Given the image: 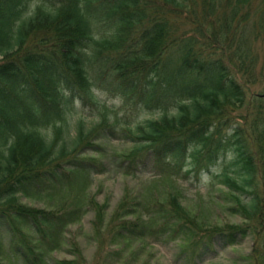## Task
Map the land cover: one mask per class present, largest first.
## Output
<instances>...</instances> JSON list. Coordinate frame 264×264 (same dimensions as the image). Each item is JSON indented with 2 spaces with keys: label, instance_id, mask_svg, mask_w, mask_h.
Instances as JSON below:
<instances>
[{
  "label": "trees",
  "instance_id": "16d2710c",
  "mask_svg": "<svg viewBox=\"0 0 264 264\" xmlns=\"http://www.w3.org/2000/svg\"><path fill=\"white\" fill-rule=\"evenodd\" d=\"M252 1L0 0V264L3 231L22 264H88L66 231L88 210L102 217L85 190L105 167L87 151L99 153L96 139L115 134L116 121L101 113L86 132L76 123L72 143L67 136L69 112L97 103L94 89L159 114L122 129L131 141L117 153L122 172L198 179L227 157L233 169L217 175L228 213L241 220L208 225L174 193H126L108 218L111 243L166 235L180 240L186 264H198L254 232L261 256L246 259L264 264V90L247 95L263 78L255 48L264 49V0L257 18ZM64 186L67 205L21 200H52ZM65 245L72 258L46 262Z\"/></svg>",
  "mask_w": 264,
  "mask_h": 264
},
{
  "label": "rangeland",
  "instance_id": "374dc122",
  "mask_svg": "<svg viewBox=\"0 0 264 264\" xmlns=\"http://www.w3.org/2000/svg\"><path fill=\"white\" fill-rule=\"evenodd\" d=\"M259 1H252V7L255 9L251 15L252 18H257ZM260 40L254 42V48L259 45ZM255 50L259 60L257 70L258 73L263 74V78L250 85L248 96L264 90V49L258 47ZM94 94L97 103L84 106L75 103L69 112L73 130L67 136V140L72 143L75 138V129H77L76 123L82 120L83 130L86 132L98 123L101 113L107 115L110 121H116L115 134L112 135L104 129L96 139L95 142L99 144L96 151L99 153L87 151L88 154L100 155L105 167L103 172L90 173L85 190L89 196L94 198L95 202L102 205V217L97 221L95 211L88 210L78 221L70 223L66 231L67 239L74 240L79 245L88 264H186L184 256L179 255L180 240L167 238L166 235L135 238L120 241L116 245L111 243V233H106L108 218L117 209L126 193L132 197L146 199L151 196L165 198L168 194L174 193L179 197L183 207L197 221H202L208 225H223L241 221L239 217L228 213V202L225 200L226 191L222 183L219 182L220 177L217 175L223 170L224 165L229 171L233 169V166L229 164L230 159L227 157L215 169L202 174L198 179L194 177L193 173H189L187 176L156 179L157 177L147 170L135 174L122 172L117 163V153L125 151L131 146L130 138L123 134L122 129L134 127L138 121L143 119H155L159 117V114L155 110L152 112H132L124 107L118 98H111L106 92L94 90ZM64 188L66 186L62 187V192L55 194L52 200L45 194L28 198L22 196L21 200L30 205L45 207L49 202L54 204L63 199L64 205H67L69 197H67L68 193ZM98 228L100 232H95ZM1 236L4 243L3 261L6 264H22L10 252L8 235L3 231ZM254 239H256V234L252 232L237 244L218 248L198 264H253L250 258L246 259L247 256H261L258 254L259 245L254 248ZM67 243L69 244V241ZM71 250L70 246L65 245L61 250L49 252L46 254V262L72 258ZM126 260L128 261L126 262Z\"/></svg>",
  "mask_w": 264,
  "mask_h": 264
},
{
  "label": "bare ground",
  "instance_id": "6f19581e",
  "mask_svg": "<svg viewBox=\"0 0 264 264\" xmlns=\"http://www.w3.org/2000/svg\"><path fill=\"white\" fill-rule=\"evenodd\" d=\"M110 97V96H109ZM114 98V97H113Z\"/></svg>",
  "mask_w": 264,
  "mask_h": 264
}]
</instances>
